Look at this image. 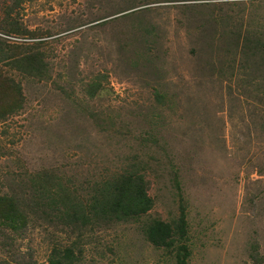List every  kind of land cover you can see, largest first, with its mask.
Here are the masks:
<instances>
[{
    "label": "rangeland",
    "instance_id": "1",
    "mask_svg": "<svg viewBox=\"0 0 264 264\" xmlns=\"http://www.w3.org/2000/svg\"><path fill=\"white\" fill-rule=\"evenodd\" d=\"M7 2L0 0V38L30 44L4 35ZM133 4L157 42L150 63L131 67L122 49L130 22L114 15L120 0H29L16 16L46 37L51 79H22L23 108L0 123V193L30 212L20 235L7 231L0 241V261L47 264L54 248L70 247L76 264H175L143 228L177 218V172L188 264H264V89L245 84L237 58L233 69L226 62L231 34L264 30V0ZM98 75L107 76L104 90L89 99L84 89ZM134 161L146 166L154 201L137 223L75 227L32 191L48 173L83 198Z\"/></svg>",
    "mask_w": 264,
    "mask_h": 264
},
{
    "label": "trees",
    "instance_id": "2",
    "mask_svg": "<svg viewBox=\"0 0 264 264\" xmlns=\"http://www.w3.org/2000/svg\"><path fill=\"white\" fill-rule=\"evenodd\" d=\"M27 1L29 0H8L3 11L1 27L5 26L2 28L4 35L22 36L25 40H31V43L17 45L0 38V123L23 108L25 101L22 79L36 81L51 79L50 54L44 50L46 37L26 30L16 18L22 5ZM120 2V9L114 15H119L117 18H126L130 22L127 27L128 33L124 34L130 37L122 46L123 51L130 53L126 58L128 66L148 64L150 51L155 49L157 42L154 39L155 28L139 15V11L144 8L133 4L135 0ZM106 18L98 20L99 26L106 25ZM223 33L228 35L227 32ZM229 39L233 45L232 56L226 59V62L231 60L233 69L237 58L238 67L243 69L244 79L247 80L245 84L250 88L257 86L264 89V30L259 32L249 30L233 36L231 34ZM106 79L107 76L101 75L91 78L84 89L86 96L89 99L95 98L104 90L103 81ZM156 96L160 101L161 95L157 93ZM145 170L146 166H142L140 162H130L123 166L120 172L95 182L88 196L83 198L73 195L56 176L48 173L36 177L38 182H32L34 189L32 191L35 192L34 197L47 199L55 205L58 216L75 227L85 225L110 227L137 223L154 206V201L148 194ZM173 182L180 200L177 218L171 222L152 219L145 224L143 234L154 248L172 252L175 264H188L191 255L188 246V221L177 172L173 173ZM29 213L16 195L0 193V241L5 239L7 231L13 235H20L27 227ZM77 261L78 258L70 247L54 248L47 258V264H76ZM0 264L7 263L0 261Z\"/></svg>",
    "mask_w": 264,
    "mask_h": 264
}]
</instances>
